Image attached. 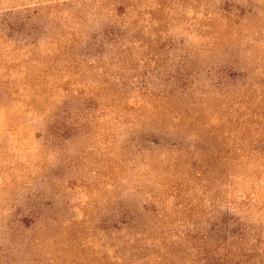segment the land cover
<instances>
[{
  "label": "rangeland",
  "instance_id": "rangeland-1",
  "mask_svg": "<svg viewBox=\"0 0 264 264\" xmlns=\"http://www.w3.org/2000/svg\"><path fill=\"white\" fill-rule=\"evenodd\" d=\"M118 32L126 36L114 43ZM244 67L259 87H216L220 71L232 77ZM263 85L264 0H0V264H50L53 254L62 261L83 241L95 251L87 263L106 256L112 264L127 251L101 221L120 202L140 206L150 195L162 216L141 226L165 240L133 257L180 264L173 235L209 226L216 210L202 190L193 208H179V165L168 167L162 141L173 149L179 134L230 119L264 96ZM68 126V138L52 142L50 131ZM256 167L244 164L247 179L233 176L228 192L239 202L251 196L256 208L244 216L264 231V172ZM229 203L218 210L238 216ZM52 207L58 223L47 231H12L14 218ZM55 232L64 241L58 249L31 242Z\"/></svg>",
  "mask_w": 264,
  "mask_h": 264
},
{
  "label": "trees",
  "instance_id": "trees-1",
  "mask_svg": "<svg viewBox=\"0 0 264 264\" xmlns=\"http://www.w3.org/2000/svg\"><path fill=\"white\" fill-rule=\"evenodd\" d=\"M224 12L228 21L235 18L232 9L226 7ZM245 13H248V10L244 9L242 16ZM113 35L114 43H119L126 36L121 32ZM246 69V67L241 68L232 77H229L231 70L220 71V81L216 87L222 88L230 82L237 84L239 81H242L247 89L253 90L259 87V84L251 81V76ZM261 87L264 89V85ZM241 105L239 103V106ZM216 119L218 123L209 124L191 138L186 132L179 134V143L173 149L170 147L167 150V140L162 141V147L166 148V153H169L168 156L171 157L168 167L172 166L173 169L179 165V208H193L194 194L197 190H202V197L211 201V205H214L216 210L211 212L213 218L209 226L197 224L192 227L182 226L179 234L173 235L171 248H176L179 242V255L182 257L180 264H264V231L254 222L255 219L251 220L244 216L247 212L252 214L247 210L253 211L256 204L251 203V196L239 202L234 200L232 194L228 192L234 177V179H240V177L243 180L247 179L244 171L240 173L244 164L258 165L257 170L255 168L253 172H264V96L240 107L230 119L223 117ZM68 131L72 132L70 126L51 130L52 142L67 139ZM144 148L150 150V147L144 146ZM241 155L246 160H242L244 158H241ZM235 172L239 174L235 175ZM252 183L257 187L255 180ZM172 188V194L178 197L177 184L172 185ZM152 199L153 196L150 195V198L144 199L140 206L122 201L114 208L110 218L106 217L101 221L104 230L109 233L115 232L117 240L123 246L122 249L127 251L126 254H118L112 264H149L152 262L149 255L141 260H135L133 253L144 248L149 250L152 244L162 246L164 243L165 238L154 237V228L148 229L141 226L147 216L153 222L162 216L156 209L161 200L157 199L158 201L154 202ZM227 201L235 211H238V216L230 215L228 208L226 211L218 210L220 203L223 205V202ZM53 207L43 213L33 209L27 214L14 218L11 223L12 231L24 230L28 233H36L38 230L47 231L58 223V215ZM262 212L264 213V204ZM70 224L69 221L67 226H62L63 231L65 229L70 232L71 227H68ZM130 231L133 232V240H129ZM57 233L31 242L35 245L42 244L43 247L48 244L46 246L58 249L64 241L57 236ZM66 242L68 243V240ZM87 245L88 241H83L77 250L71 245L69 254L64 256L62 261L57 260L56 255L53 254L50 264H89L87 256H93L95 251L87 248ZM14 247L15 244L12 243L3 252H10ZM165 250L167 249L164 248ZM159 257L164 259L163 255ZM108 261L109 258L106 256L100 258L101 264H108ZM31 263L40 264V260L32 257Z\"/></svg>",
  "mask_w": 264,
  "mask_h": 264
}]
</instances>
